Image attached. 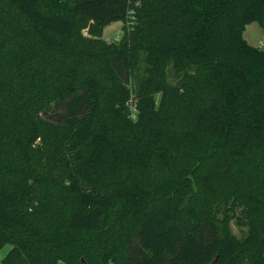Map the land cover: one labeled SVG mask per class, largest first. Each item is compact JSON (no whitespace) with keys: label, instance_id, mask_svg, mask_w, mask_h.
Segmentation results:
<instances>
[{"label":"trees","instance_id":"trees-1","mask_svg":"<svg viewBox=\"0 0 264 264\" xmlns=\"http://www.w3.org/2000/svg\"><path fill=\"white\" fill-rule=\"evenodd\" d=\"M254 21L264 0H0V264H264Z\"/></svg>","mask_w":264,"mask_h":264},{"label":"rangeland","instance_id":"rangeland-1","mask_svg":"<svg viewBox=\"0 0 264 264\" xmlns=\"http://www.w3.org/2000/svg\"><path fill=\"white\" fill-rule=\"evenodd\" d=\"M122 25L123 22L121 20H116L107 24L103 28V37L107 41L117 39L121 32L123 35ZM83 32L87 34L88 29H84ZM229 228L236 238L242 239L247 234L248 224L246 223L245 218L243 216L235 215L229 219ZM11 247V244L6 243L0 248V260L8 253Z\"/></svg>","mask_w":264,"mask_h":264},{"label":"crops","instance_id":"crops-1","mask_svg":"<svg viewBox=\"0 0 264 264\" xmlns=\"http://www.w3.org/2000/svg\"><path fill=\"white\" fill-rule=\"evenodd\" d=\"M244 36L252 45L264 49V22H252L246 26Z\"/></svg>","mask_w":264,"mask_h":264},{"label":"water","instance_id":"water-1","mask_svg":"<svg viewBox=\"0 0 264 264\" xmlns=\"http://www.w3.org/2000/svg\"><path fill=\"white\" fill-rule=\"evenodd\" d=\"M121 37H122V32L119 34V36H118L117 39H114V41H115L116 43H118V42L120 41Z\"/></svg>","mask_w":264,"mask_h":264}]
</instances>
